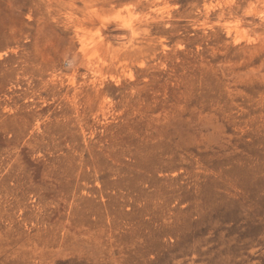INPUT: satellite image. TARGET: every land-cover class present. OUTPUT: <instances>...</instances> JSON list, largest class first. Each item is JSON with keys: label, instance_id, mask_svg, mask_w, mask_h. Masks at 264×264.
Listing matches in <instances>:
<instances>
[{"label": "rangeland", "instance_id": "obj_1", "mask_svg": "<svg viewBox=\"0 0 264 264\" xmlns=\"http://www.w3.org/2000/svg\"><path fill=\"white\" fill-rule=\"evenodd\" d=\"M0 264H264V0H0Z\"/></svg>", "mask_w": 264, "mask_h": 264}]
</instances>
